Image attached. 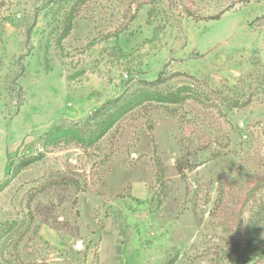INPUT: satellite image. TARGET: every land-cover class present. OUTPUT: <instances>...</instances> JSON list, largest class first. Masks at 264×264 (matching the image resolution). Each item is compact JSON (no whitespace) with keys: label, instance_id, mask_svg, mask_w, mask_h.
Listing matches in <instances>:
<instances>
[{"label":"rangeland","instance_id":"rangeland-1","mask_svg":"<svg viewBox=\"0 0 264 264\" xmlns=\"http://www.w3.org/2000/svg\"><path fill=\"white\" fill-rule=\"evenodd\" d=\"M0 264H264V0H0Z\"/></svg>","mask_w":264,"mask_h":264},{"label":"trees","instance_id":"trees-1","mask_svg":"<svg viewBox=\"0 0 264 264\" xmlns=\"http://www.w3.org/2000/svg\"><path fill=\"white\" fill-rule=\"evenodd\" d=\"M88 0H79L80 3H85ZM185 98L180 96L179 93H168V94H156L152 101L177 104L183 101ZM139 103L138 98H131L123 101L121 104H110V106H104L98 111L93 112L89 116L85 123L80 125H72L68 128H55L53 131L48 132L47 137L55 139L53 137H60L61 133L72 136L70 142L78 145H85L87 147L93 146L97 143L125 114L134 109ZM31 162H26L25 165ZM10 231V230H8Z\"/></svg>","mask_w":264,"mask_h":264}]
</instances>
